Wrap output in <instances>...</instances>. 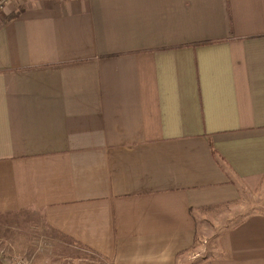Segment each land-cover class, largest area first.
<instances>
[{"label":"crops","instance_id":"crops-1","mask_svg":"<svg viewBox=\"0 0 264 264\" xmlns=\"http://www.w3.org/2000/svg\"><path fill=\"white\" fill-rule=\"evenodd\" d=\"M262 180L264 0L0 13V217L32 214L58 252L105 264H264V208L196 246L239 181L263 207Z\"/></svg>","mask_w":264,"mask_h":264},{"label":"rangeland","instance_id":"rangeland-1","mask_svg":"<svg viewBox=\"0 0 264 264\" xmlns=\"http://www.w3.org/2000/svg\"><path fill=\"white\" fill-rule=\"evenodd\" d=\"M237 186L240 195L235 199V203L229 202L207 210V218L204 219L203 228L196 241L198 250L202 246V256L210 253L216 235L222 229L233 225L246 213L264 208L257 199L256 203L253 202L254 193L252 189L249 193V185L246 182L239 181ZM0 249L25 253L32 264H105L96 260L93 255H84L83 251L77 252L67 246L58 252L62 248L54 247L51 237L40 231L37 217L26 213L14 217H0Z\"/></svg>","mask_w":264,"mask_h":264},{"label":"built area","instance_id":"built-area-1","mask_svg":"<svg viewBox=\"0 0 264 264\" xmlns=\"http://www.w3.org/2000/svg\"><path fill=\"white\" fill-rule=\"evenodd\" d=\"M15 0H0V13L3 12L10 3H12ZM15 264H27L24 260H18L14 259Z\"/></svg>","mask_w":264,"mask_h":264}]
</instances>
